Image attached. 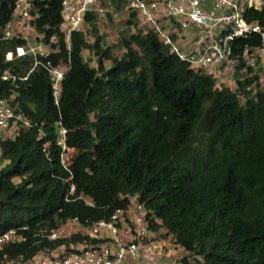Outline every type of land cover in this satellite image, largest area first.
<instances>
[{
	"label": "trees",
	"instance_id": "obj_1",
	"mask_svg": "<svg viewBox=\"0 0 264 264\" xmlns=\"http://www.w3.org/2000/svg\"><path fill=\"white\" fill-rule=\"evenodd\" d=\"M32 2L36 38L52 51L6 60L5 53L26 47V39L4 36L15 0H0V71L26 76L15 84L0 80V99H10L35 123L14 138L0 137V234L25 224L54 228L71 218L89 227L134 199L145 207L149 229L164 228L182 247L184 264L189 257L193 264H264V91L258 77L237 72L234 88L218 85L211 73L170 53L155 33L142 32L133 13L126 22L137 30L120 36V56L104 46L96 15L87 17L84 32L71 33L68 49L60 30L62 0ZM245 15L264 30V6ZM258 42L253 33L234 46L239 52ZM86 49L95 67L84 59ZM48 62H69L58 105ZM59 118L74 148L69 172L53 142ZM58 243L29 238L4 246L0 264L4 256L27 260Z\"/></svg>",
	"mask_w": 264,
	"mask_h": 264
},
{
	"label": "built area",
	"instance_id": "obj_2",
	"mask_svg": "<svg viewBox=\"0 0 264 264\" xmlns=\"http://www.w3.org/2000/svg\"><path fill=\"white\" fill-rule=\"evenodd\" d=\"M32 5V0H15L4 36L26 39V47L7 51L6 60L28 53L48 55L52 51L49 47L42 49V43H28V36H40L36 33ZM263 6L264 0H62L60 30L70 49L69 36L74 31H85L88 16L96 15L100 21L108 17L126 20L129 13H133L142 32L155 33L170 53L193 68L205 69L216 78L218 85L234 88L233 78L241 72L249 77L256 75L257 87L264 91V30L245 15L246 10H261ZM253 33L259 35V42L245 44L236 52L235 39ZM68 63L52 66L48 62L45 66L56 105ZM19 79H26V76L21 77L8 69L0 71L2 81L15 84ZM34 125L30 116L12 105L10 99H0V137L14 138L20 130ZM54 128L53 142L58 148L59 162L69 172L74 148L67 144L68 130L60 118L55 121ZM49 147V142L42 145L46 155ZM74 189L71 184L69 192L73 193ZM79 197L85 204L93 205L90 196L81 193ZM151 234L154 232L149 229L145 207L132 199L128 208L117 209L110 218L98 220L89 227L71 218L54 228L30 230L27 224L10 228L0 234V249L24 243L29 238L59 242L53 247H43L27 260L22 256L16 261L7 260L4 256V264H160V258L165 259V264H184L181 260L185 255L183 249L170 235L166 242L152 241ZM73 236L77 238L72 240ZM92 239L97 241L91 242Z\"/></svg>",
	"mask_w": 264,
	"mask_h": 264
},
{
	"label": "rangeland",
	"instance_id": "obj_3",
	"mask_svg": "<svg viewBox=\"0 0 264 264\" xmlns=\"http://www.w3.org/2000/svg\"><path fill=\"white\" fill-rule=\"evenodd\" d=\"M98 23L99 34L102 36L104 46H113L112 50L114 54L120 56L123 52V49L118 45L120 36L135 32L137 30L136 25L127 24L126 20L122 17L117 20L104 18ZM27 40L31 45H38L39 43H42L36 38V36H28ZM87 40L93 41V37L88 34ZM41 47L45 50L49 49L48 47H45L44 44H41ZM83 57L90 66H96V57L88 49L83 50ZM109 64L110 61H105L106 66H109ZM154 234H151L150 236V238H152V241H158L159 239L166 240V242L168 241L169 234L166 233V230L164 228H160L158 232H154ZM178 253L180 254L181 251L179 250ZM158 262L160 264H165V259L160 258ZM188 262L189 264H193L194 260L192 259V257H189Z\"/></svg>",
	"mask_w": 264,
	"mask_h": 264
}]
</instances>
